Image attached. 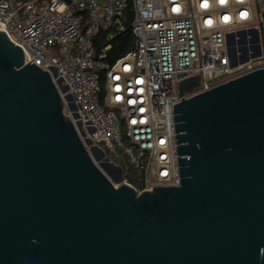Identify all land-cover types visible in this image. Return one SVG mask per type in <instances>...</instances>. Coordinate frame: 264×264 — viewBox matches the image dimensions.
Instances as JSON below:
<instances>
[{
    "label": "water",
    "instance_id": "obj_1",
    "mask_svg": "<svg viewBox=\"0 0 264 264\" xmlns=\"http://www.w3.org/2000/svg\"><path fill=\"white\" fill-rule=\"evenodd\" d=\"M24 60L0 30V264H264V68L174 103L180 184L139 191Z\"/></svg>",
    "mask_w": 264,
    "mask_h": 264
},
{
    "label": "built area",
    "instance_id": "obj_2",
    "mask_svg": "<svg viewBox=\"0 0 264 264\" xmlns=\"http://www.w3.org/2000/svg\"><path fill=\"white\" fill-rule=\"evenodd\" d=\"M128 29L134 47L110 62ZM0 30L25 63L67 85L65 112L87 137L107 154L123 149L136 173L123 182L139 191L180 184L174 103L264 68V0H0ZM230 33L237 55L258 42L260 55L232 66ZM194 75L200 84L181 95L180 82Z\"/></svg>",
    "mask_w": 264,
    "mask_h": 264
},
{
    "label": "trees",
    "instance_id": "obj_3",
    "mask_svg": "<svg viewBox=\"0 0 264 264\" xmlns=\"http://www.w3.org/2000/svg\"><path fill=\"white\" fill-rule=\"evenodd\" d=\"M98 35L103 37V33H98ZM135 36L130 29L126 30L124 33L119 35L114 41L112 48L108 54V60L114 62L118 57L126 53L129 49L133 48L135 45ZM104 77V76H103ZM103 95L101 96V101L103 102ZM128 170H131V167H128ZM124 176L128 180L134 181L135 177L132 176V173H128L124 170ZM141 183L138 184V187H141Z\"/></svg>",
    "mask_w": 264,
    "mask_h": 264
},
{
    "label": "rangeland",
    "instance_id": "obj_4",
    "mask_svg": "<svg viewBox=\"0 0 264 264\" xmlns=\"http://www.w3.org/2000/svg\"><path fill=\"white\" fill-rule=\"evenodd\" d=\"M255 2H258V0H254ZM116 116H120V112L118 110H114ZM112 159L113 161L116 163V164H119L123 167V169L129 173H132V176L136 177V173L133 169V165L129 162V158L127 155H125L123 149L121 147H119L118 149V153L115 154V155H112V154H108ZM128 167H131V170H128ZM117 183L120 182L119 180L116 181Z\"/></svg>",
    "mask_w": 264,
    "mask_h": 264
}]
</instances>
